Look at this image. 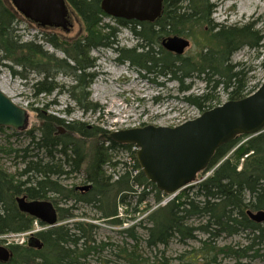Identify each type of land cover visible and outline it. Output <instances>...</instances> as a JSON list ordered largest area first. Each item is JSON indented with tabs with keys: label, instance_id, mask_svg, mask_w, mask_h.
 Masks as SVG:
<instances>
[{
	"label": "trees",
	"instance_id": "trees-1",
	"mask_svg": "<svg viewBox=\"0 0 264 264\" xmlns=\"http://www.w3.org/2000/svg\"><path fill=\"white\" fill-rule=\"evenodd\" d=\"M66 1L80 16L86 33L72 40L50 37L48 41L51 45L65 54L64 58H54L41 50L40 45L31 41L23 43L18 39L14 30L16 13L10 11L0 0L1 59L11 61L24 70L29 67L44 74L41 80L34 82L37 94H48L59 87L53 82L54 75L47 71L50 63H53L57 72L65 71L71 76L73 82L68 90L79 108L83 111L96 110L97 104L89 101L90 94L87 91L93 77V73L88 70L94 66V59L89 54L93 49L100 48H115L118 61L136 67L143 72V77L151 75L154 79L167 78L179 84L199 78L204 83L205 92L199 95L190 93L184 95L183 99L201 112L220 104L218 97L214 95L217 89L225 91L231 101L242 99L260 85L247 91L246 73L239 64L231 63V57L245 46L254 50L263 47L264 35L261 29H255L251 23L214 24L210 19L213 13L210 0H164L163 14L152 24L108 16L101 9L100 0ZM106 18L111 19L117 27L110 22H104ZM196 25L207 27L204 32L208 35V43L203 44L204 47L194 55H174L160 45L164 37L184 36L188 34L187 26ZM120 26L134 35L135 45L117 47ZM40 63H43L44 71H39ZM190 87L189 84L182 87L181 92H188ZM40 115L39 127L35 131H26L30 138L29 144L19 150L22 152L19 156L24 163L20 175L25 179L17 181L14 175L0 168V235L27 231L35 220L41 226L49 225L20 209L16 201L20 197L29 202L51 201L47 195L53 192L73 199L74 204L92 206L99 212L98 218L119 224L121 221L118 219V206H129L128 198H136L134 211L139 212V204L147 199L149 193H153L157 207L151 209L146 206L144 209L145 212L149 211L145 218L150 222L148 227H143L146 230L147 248L166 246L173 236L181 242L194 238L193 233L196 230L208 234L210 239L221 233H235L241 227L244 230L250 229V241L240 256L244 257L250 252L246 251L249 249L254 250L252 256L258 254L259 249L254 247L264 244V226L238 220L248 217L245 213L247 209L264 211V132L254 137L235 135L224 142L215 149L208 166L202 170H212L211 174L182 188L178 191V196L160 204L167 194L159 191L142 174L132 150V143L114 142L105 130L98 127L88 131L85 123L65 125L54 116ZM60 125H64L70 133L79 135L80 139L72 134H58L57 126ZM3 129L0 127V130ZM102 135L106 138V146L96 142L97 144L90 146L92 149H87L83 145L88 138ZM30 150L38 152L31 155ZM42 150L44 157L39 155ZM117 150L123 154L129 152V166L117 160L112 162L111 154ZM55 153L59 157H55ZM106 163H110L114 169L119 165L122 167L109 174L104 168ZM65 165L69 169H65ZM74 171L83 173L84 182L89 184L87 191H79L75 187L64 189L59 185L58 179L53 178ZM54 208L57 211L54 224L34 234L43 247L38 249L27 243L23 246L10 245L7 249L11 258L0 264H84L81 259H85L90 253H96V249L105 244H91L95 228L91 223L77 219L71 223L66 222L69 218H75L74 205L64 209L58 206ZM194 215L206 216L205 224L189 226L187 221ZM121 230L130 233L129 236L138 242L133 232L134 226ZM109 245L111 246L110 243ZM125 253L133 256V252ZM137 257L139 256H135V259ZM161 263L169 264L165 260Z\"/></svg>",
	"mask_w": 264,
	"mask_h": 264
},
{
	"label": "rangeland",
	"instance_id": "rangeland-1",
	"mask_svg": "<svg viewBox=\"0 0 264 264\" xmlns=\"http://www.w3.org/2000/svg\"><path fill=\"white\" fill-rule=\"evenodd\" d=\"M2 2L10 11L16 13L14 30L18 39L23 43L31 41L40 45L41 50L51 54L54 58H64L65 54L62 50L55 49L51 45L48 41L50 37L72 40L86 33V27L80 16L69 5L72 29L66 32L62 28L39 27L22 17L12 7L10 0H2ZM66 3L68 4L67 1ZM210 3L213 10L210 19L214 24L242 25L251 23L255 29H261V33L264 35V0H210ZM255 3L258 5V10L254 8ZM104 22L116 25L112 23L111 19L106 18ZM118 29L117 47L135 45L136 39L129 30L121 26ZM206 29L207 27L202 25L186 27L188 34L183 37L188 38L190 46L185 50L184 55H194L204 47L203 44L208 43L206 40L208 35L204 32ZM89 55L94 59V66L88 70L93 73V77L87 91L90 94L89 101L96 103L97 109L83 111L73 101L72 93L68 90L73 81L65 71L57 72V68L53 67V63H50L47 71L54 75L53 82L59 87L48 94H37L34 82L41 80L44 74L29 67L24 70L11 61H2L0 52V89L4 95L13 100L15 105L27 109L30 115L26 130L16 131L7 126L0 130V168L8 174L14 175L15 180L25 179L20 175L24 163L19 156L22 154L19 150L29 144L30 138L27 136V130L35 131L39 127L40 114L54 116L62 120L65 125L75 122L85 123L88 131H93L95 127H98L102 131L105 130L107 135L115 130L146 126L147 124L174 127L200 115L201 111L198 108L183 99L184 95L187 96L190 93L199 95L205 92L204 83L199 78L179 84L167 78L154 79L151 75L143 77V72H140L136 67H132L127 62L120 63L118 61V52L115 48L93 49ZM36 58L40 60L38 57ZM231 63L239 64L240 68H243L248 79L247 91L252 90L264 79V46L257 50L249 49L246 46L240 48L232 55ZM38 67L39 71H44L43 63H40ZM13 71L17 73L14 74ZM20 73L24 76H21ZM188 84L191 86L189 91L181 92V88ZM214 95L218 97L220 104L228 100V95L221 89H217ZM61 126L64 127V125ZM72 135L80 139V136L74 132ZM85 141L86 143L83 145L87 149H92L90 146L94 143L97 144L96 142L107 145L103 135L88 138ZM29 148L32 149V147ZM37 152V150H30L29 153L33 155ZM40 154L41 157L45 156L43 150L39 152ZM54 155L59 157V154L55 153ZM111 155L112 162L117 160L119 163L130 164L129 152L123 154L117 150ZM64 167L69 169L66 165ZM121 167L122 165H119L114 169L110 163H106L104 168L107 173L111 174L119 171ZM211 171L198 173L196 182L203 180V177L212 173ZM53 178H57L59 185L64 189H74L76 186L85 184L82 172L74 171L71 174ZM141 188L139 189L141 190ZM179 192L171 197L175 198ZM152 194L149 193L147 199L139 204V212L134 211L136 198H128L129 206H118V219L121 221L119 224L98 218L100 214L97 209L81 203L74 204L73 199L65 198V196H58L52 192L47 195V198L54 202L55 206L63 209L74 205L75 218H69L66 222L71 223L72 220L77 219L91 223L95 227L91 244L98 246L100 243H105L96 249V253H90L85 259H81L80 261L84 264H162L163 260L169 264H264V244L259 247L255 246L259 249L256 256H252V252L247 253L244 257L240 256L243 252L235 254L238 250L249 246L250 234L246 231L238 235L221 233L209 239L208 234L196 230L193 233L194 238L181 242L179 238L173 236L166 246L147 248L145 244L146 230L143 227H148L150 222L145 218L149 211L145 212L144 209L146 206L151 209L157 207ZM171 197L164 196L160 204L170 201ZM206 219V216L194 215L188 219L187 224L193 227L203 225ZM140 220L141 223L137 226ZM131 226H134L133 232L137 237V243L129 236L130 233L121 230ZM37 228L43 230L46 225L41 226L33 222L29 230ZM29 230L22 231L20 234L15 232L1 234L0 245H25L28 236L26 233ZM5 234L7 236H4ZM123 249L128 253L133 252V256H128ZM135 256L139 257L135 259ZM212 257L215 258V261Z\"/></svg>",
	"mask_w": 264,
	"mask_h": 264
},
{
	"label": "water",
	"instance_id": "water-1",
	"mask_svg": "<svg viewBox=\"0 0 264 264\" xmlns=\"http://www.w3.org/2000/svg\"><path fill=\"white\" fill-rule=\"evenodd\" d=\"M100 0L104 13L121 16L137 21L154 19L160 14L158 4L147 10L146 6L138 9L135 0ZM14 8L25 18L39 22L41 27H60L68 31L67 13L69 6L65 0H10ZM112 2V3H110ZM163 49L174 55H184L190 46L186 37L175 35L161 40ZM28 110L15 105L12 99L4 95L0 89V126L14 130H25L29 122ZM264 132V79L258 88L239 100H227L221 105L200 113L199 116L178 126L164 127L136 126L115 130L110 133L114 142L132 143L138 147L136 162L143 175L156 188L171 195L182 188L192 185L198 173L204 170L212 158L215 149L235 135L254 137ZM75 189L85 191L88 184ZM19 208L46 222L49 226L56 220V211L50 201H25L17 198ZM249 217L255 222L264 221V211L255 213L247 210ZM28 244L41 248L42 244L33 235ZM11 258L9 250L0 246V263Z\"/></svg>",
	"mask_w": 264,
	"mask_h": 264
},
{
	"label": "flooded vegetation",
	"instance_id": "flooded-vegetation-1",
	"mask_svg": "<svg viewBox=\"0 0 264 264\" xmlns=\"http://www.w3.org/2000/svg\"><path fill=\"white\" fill-rule=\"evenodd\" d=\"M112 1V0H111ZM161 2H160V10H159V12H160V14L159 15H157L154 19H152V21H150V20H143L142 22H147V23H151L152 24V22H154L155 20H157L159 17H161L162 16V14H163V8H164V0H160ZM120 2V1H119ZM119 2H117L116 0H115V4H119ZM134 2V5L136 6V8H138V9H141V8H143V7H145L146 6V9L148 10L149 8H150V10L152 9V7H155L157 4H158V2L156 1V0H135V1H133ZM110 3H112V2H110ZM19 13V12H18ZM70 13H71V11H70V9H68V13H67V15H66V17H67V25H68V30H70V29H72V22H71V16H70ZM20 14V13H19ZM106 15H110V16H113V14H107V13H105ZM114 17V16H113ZM117 18V17H116ZM120 18H122V19H125V20H127V21H131V20H135V21H137V19H135V18H131V19H127L126 17H123V16H121ZM119 18V19H120ZM31 22H33L32 20H31ZM138 22H140V21H138ZM141 22V23H142ZM33 23H35L37 26H39V27H41L40 25H39V22H33ZM45 27H49V26H45ZM45 27H42V28H45ZM57 28H60V27H57ZM57 133L58 134H70V132L64 127L63 128V130L62 129H60L59 130V128H57ZM71 135V134H70ZM85 184H87V183H85ZM85 191H87V190H85ZM51 203H52V205H53V207H55V205H54V202H52V201H50ZM54 210H55V208H54ZM56 211V210H55ZM247 211V210H246ZM246 211H245V213H246ZM247 214V213H246ZM56 216H57V211H56ZM40 220V219H39ZM36 221V220H35ZM239 222H241V221H243L244 223H248V222H252L253 224H255V225H260V226H264V221L263 222H259V223H257V222H255V221H252L250 218H249V216L248 217H246L245 218V220H244V218L242 219V218H239V220H238ZM246 221V222H245ZM238 222V223H239ZM36 223H37V221H36ZM39 224V223H38ZM39 225H41V224H39ZM48 227H50L49 225H46V228H48ZM243 231H246V232H248L249 233V231H250V229L248 228V229H246V230H244V229H242L241 227H238V230H237V232H235V233H232V234H229V233H227L228 235H238V234H240L241 232H243ZM27 244H28V242H27ZM42 244V243H41ZM43 247V244H42V246H41V248ZM256 247H258V246H256ZM41 248H38V249H41ZM254 249H256L255 247H254ZM243 250L241 249V250H238L237 251V253L235 252V254H238V253H240V252H242ZM246 251H250V252H254V250H251V249H249V250H246ZM245 252V251H244ZM243 252V253H244ZM238 256V255H237Z\"/></svg>",
	"mask_w": 264,
	"mask_h": 264
},
{
	"label": "bare ground",
	"instance_id": "bare-ground-1",
	"mask_svg": "<svg viewBox=\"0 0 264 264\" xmlns=\"http://www.w3.org/2000/svg\"><path fill=\"white\" fill-rule=\"evenodd\" d=\"M250 4V3H249ZM248 5V4H247ZM247 5H246V7H247ZM258 7V5H256V3H255V5H254V8L255 9H259V8H257ZM259 16V15H258ZM57 128H59V130L60 129H62L63 130V127L60 125L59 127H57ZM73 132H71L70 134H72ZM108 136H109V138L111 139V137H110V133L108 134ZM112 140V139H111ZM113 141V140H112ZM132 150H133V152L135 153V158H136V152H137V150H134L133 148H132ZM147 179V178H146ZM148 182H150V181H148ZM152 183V182H151ZM153 184V183H152ZM89 185V184H88ZM247 210H249V209H247ZM249 211H251V210H249ZM247 212V211H246ZM252 213H255L256 211H251ZM247 215H248V213H247ZM249 216V215H248ZM250 218V217H249ZM251 219V218H250ZM252 220V219H251ZM252 221H254V220H252ZM23 232H26V231H23ZM28 232H30V230L28 231ZM17 234H20V233H17ZM16 235V234H15ZM28 236H27V242H29V239L31 238V235L30 234H27ZM4 236H7V234H5ZM3 236V237H4ZM26 242V243H27Z\"/></svg>",
	"mask_w": 264,
	"mask_h": 264
},
{
	"label": "built area",
	"instance_id": "built-area-1",
	"mask_svg": "<svg viewBox=\"0 0 264 264\" xmlns=\"http://www.w3.org/2000/svg\"><path fill=\"white\" fill-rule=\"evenodd\" d=\"M133 149L136 150L137 148H136V147H133ZM135 173H136V172H135ZM35 230H38V228H37V229H33L32 231L27 232L26 234H30V235H31V233H33V231H35Z\"/></svg>",
	"mask_w": 264,
	"mask_h": 264
}]
</instances>
